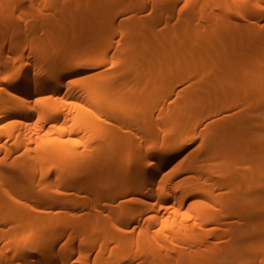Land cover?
Listing matches in <instances>:
<instances>
[{
	"label": "bare ground",
	"instance_id": "1",
	"mask_svg": "<svg viewBox=\"0 0 264 264\" xmlns=\"http://www.w3.org/2000/svg\"><path fill=\"white\" fill-rule=\"evenodd\" d=\"M109 1L0 0V264H264V0Z\"/></svg>",
	"mask_w": 264,
	"mask_h": 264
},
{
	"label": "rangeland",
	"instance_id": "2",
	"mask_svg": "<svg viewBox=\"0 0 264 264\" xmlns=\"http://www.w3.org/2000/svg\"><path fill=\"white\" fill-rule=\"evenodd\" d=\"M262 1V0H261ZM109 3H110V6L107 8V10H106V8H105V12L103 11V13H108V14H110V13H113L114 11L116 12V10L118 9V7H120V4L118 5L117 4V0H110L109 1ZM136 3H137V5L138 6H142V4H143V1L142 0H137L136 1ZM262 4V7H263V5H264V1H262V2H259V4ZM255 5H256V3H255V1H252L251 3H250V7H252V8H255ZM258 7V6H257ZM262 7H258L257 9H262ZM16 18H18V16L16 15ZM28 24L32 27V26H34V21L33 20H29L28 21ZM111 33H112V31H110ZM37 33H39V34H42L41 32H37ZM36 33V34H37ZM53 33H54V35H58L59 37H61V38H63V37H68L69 35H68V33H69V30H65V29H62V28H60V27H57V28H55L54 29V31H53ZM32 36H33V33H30ZM42 35H44V34H42ZM53 34L52 33H48L45 37H49V36H52ZM113 35V34H112ZM14 35H11V34H5V35H3L2 36V44H3V46H4V48H6L7 46H8V44H9V41H10V39L12 40L14 37H13ZM32 36H29V37H32ZM233 41V42H239L237 39H233V38H231V39H227L226 41H224L225 43H227V44H229V41ZM88 42L89 41H87V39L85 38L84 39V41H83V43H82V45L80 46V48L81 49H83L82 51H84L87 47H88ZM13 43H14V41H13ZM225 43H223L222 45H225ZM219 44V43H218ZM226 44V45H227ZM220 45V44H219ZM221 46V45H220ZM218 48H219V46H218ZM71 49V48H70ZM10 55H11V52H9V54H7V53H4L1 57H2V59L0 58V62H1V60L2 61H6L7 59H8V61H9V58H10ZM200 59L201 60H205V59H203V58H201L200 57ZM109 66V64H107V65H105V64H99V63H97V60H95V59H91V60H88V61H86V63H84V65H83V67L87 70V72H88V74H90L91 76H93V77H97L98 75H99V73H101L102 71H104V70H109L110 69V66ZM163 67H165V66H163ZM163 67L161 68V69H163ZM165 69V68H164ZM163 69V70H164ZM184 86V84L183 83H178V84H175V91H177L179 88H181V87H183ZM172 96H173V98L175 97V92L174 93H172ZM145 102H144V100L142 99V98H137L136 100H134V102H133V105L134 106H137V107H140V108H144L145 107ZM148 107V106H147ZM123 112V111H122ZM121 112V113H122ZM127 112V111H126ZM125 111H124V113H122L123 115L125 114V116L128 114V113H126ZM156 115V114H155ZM156 124H159V123H151V125L152 126H157ZM190 125H193V123H190ZM200 125H195V127H199ZM136 131V130H135ZM99 132V139H104L105 140V138H106V136H105V134H102L104 131L102 130V129H99V130H97V131H95V133H98ZM125 132V131H124ZM139 133L140 134H143V132L142 131H139ZM123 135L124 134H126V132L125 133H122ZM139 135V134H138ZM103 136H105V137H103ZM102 137V138H101ZM197 138V140H195V141H193L190 145H189V147L190 148H193V151L192 152H196L195 151V148L196 147H200V137L199 136H197L196 137ZM84 139V137H83V133H77L75 136H74V140L79 144V149L80 150H89V148H84V146H82V144H81V142H82V140ZM108 139V138H107ZM106 139V140H107ZM101 141L102 143H103V147H102V152L103 151H105V153H106V151H107V149L106 150H104V148H106L105 147V144L106 143H108V140H107V142L106 141ZM8 142H10V141H8ZM105 142V143H104ZM107 145V144H106ZM187 148V149H185L186 151L185 152H187L188 153V150L190 149V148ZM201 148V147H200ZM143 152H144V150L142 151V154H143ZM192 152H189L188 154H192ZM103 154V153H102ZM121 162H123L125 165L129 162V158L127 157V155L124 153V154H122V160H121ZM100 171V170H99ZM99 171H97L96 173H95V178L98 176V174H99ZM107 175V176H106ZM104 176H106V178H108V181L106 182V183H104L103 185H101L100 186V192H101V194H106V193H108V192H114L115 191V189L116 188H118V187H120L121 186V184H123V181H122V179L121 178H119L118 180H115V181H113V180H111V178H109L110 177V173H106ZM53 180V174H52V172H50V174H49V181H52ZM105 186H107V187H105Z\"/></svg>",
	"mask_w": 264,
	"mask_h": 264
}]
</instances>
